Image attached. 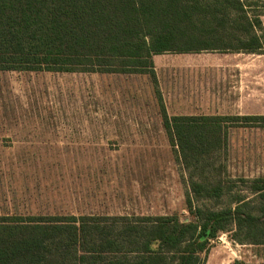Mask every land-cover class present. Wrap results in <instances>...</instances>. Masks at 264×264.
Returning a JSON list of instances; mask_svg holds the SVG:
<instances>
[{"label": "rangeland", "instance_id": "374dc122", "mask_svg": "<svg viewBox=\"0 0 264 264\" xmlns=\"http://www.w3.org/2000/svg\"><path fill=\"white\" fill-rule=\"evenodd\" d=\"M247 1L264 33V0ZM152 59L156 87L146 74L0 71V216L191 219L186 172L162 126L156 88L169 116L264 115V48ZM235 123L227 122L219 162L234 193L243 179L264 177V126ZM232 195L193 206H232ZM231 235L210 241L204 264H264V244Z\"/></svg>", "mask_w": 264, "mask_h": 264}, {"label": "trees", "instance_id": "16d2710c", "mask_svg": "<svg viewBox=\"0 0 264 264\" xmlns=\"http://www.w3.org/2000/svg\"><path fill=\"white\" fill-rule=\"evenodd\" d=\"M250 6L247 0H0V71L146 74L156 87L154 55L261 51L264 33L260 20L247 15ZM155 92L186 172L191 219L0 216V264H204L220 232L264 244V177L243 179L244 190L234 193L219 172L227 122L261 127L264 115L169 116ZM230 194L232 206H193Z\"/></svg>", "mask_w": 264, "mask_h": 264}]
</instances>
